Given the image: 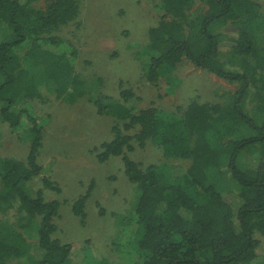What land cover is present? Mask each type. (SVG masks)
Segmentation results:
<instances>
[{
  "label": "trees",
  "instance_id": "16d2710c",
  "mask_svg": "<svg viewBox=\"0 0 264 264\" xmlns=\"http://www.w3.org/2000/svg\"><path fill=\"white\" fill-rule=\"evenodd\" d=\"M259 1L264 0H159L161 19L148 31L146 81H170L187 59L235 86L223 94V102L192 101L168 113L151 106L134 112L127 106L134 95L126 89L118 100L98 95L93 101L98 116L115 120L113 138L96 149L97 159L121 157L139 195L134 211L138 264H258L264 242V47L257 37L264 13ZM37 2L0 0V123L15 130L26 122L30 142L24 160L0 157V264L74 262L73 246L54 238L61 203L32 189L39 183L59 192L47 175L50 169L38 162L43 129L25 107L41 99L29 67H40L52 82L54 101L72 99L78 83L73 63L43 48L41 35L75 20L78 5L47 0L39 7ZM226 23L237 36L221 61L214 25ZM134 141L140 147L156 143L165 166L132 160ZM167 169L172 175L162 173ZM223 171L235 193L223 194L210 182ZM90 193L91 188L71 206L81 224ZM34 224L36 242L31 243L25 232ZM85 259L83 253L80 264Z\"/></svg>",
  "mask_w": 264,
  "mask_h": 264
},
{
  "label": "rangeland",
  "instance_id": "374dc122",
  "mask_svg": "<svg viewBox=\"0 0 264 264\" xmlns=\"http://www.w3.org/2000/svg\"><path fill=\"white\" fill-rule=\"evenodd\" d=\"M46 1L38 0L37 5L44 7ZM75 1L78 5L75 20L48 35H41L45 38L43 48L73 63L78 83L71 91L72 99L54 101L52 82L42 74L40 67L28 68L30 81L41 94V99H34L25 107L43 129L38 162L44 169H50L47 175L59 192L39 183L32 189L41 190L47 201L61 203L54 238L73 246V264H80L83 253L86 264H138L134 243L140 231L134 211L139 195L124 174L121 157H110L103 162L97 159L100 150L96 149L113 138L115 120L98 116L94 99L105 95L118 100L121 89H126L134 95L127 103L134 112L151 106L168 113L192 101L221 103L223 94L234 92L236 88L197 69L187 59L178 63L170 81L162 79L155 85L146 81L145 65L150 58L146 49L148 31L161 19L159 0ZM258 3L264 13V1ZM214 28L221 40L219 60L226 61L231 40L237 36L236 29L230 23L214 25ZM257 37L259 45L264 47V28ZM26 127L25 122L11 130L0 123L1 158L25 159L30 145ZM134 147L135 151L128 156L135 162L161 169L165 166L161 148L156 143L148 141L140 147L134 141ZM246 158L248 156L242 157V163ZM162 173L172 175L169 170ZM210 182L223 194L235 193L226 171L222 176L211 177ZM89 188L86 219L81 224L71 206ZM36 230L37 224H34L25 232L31 243L36 242ZM258 252V264H264V242Z\"/></svg>",
  "mask_w": 264,
  "mask_h": 264
}]
</instances>
